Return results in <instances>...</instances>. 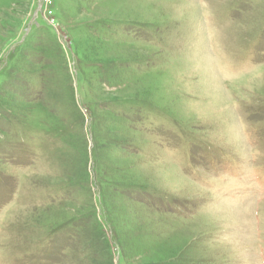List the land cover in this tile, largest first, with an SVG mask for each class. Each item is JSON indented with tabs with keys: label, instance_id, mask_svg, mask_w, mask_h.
Wrapping results in <instances>:
<instances>
[{
	"label": "rangeland",
	"instance_id": "rangeland-1",
	"mask_svg": "<svg viewBox=\"0 0 264 264\" xmlns=\"http://www.w3.org/2000/svg\"><path fill=\"white\" fill-rule=\"evenodd\" d=\"M0 264H264V0H0Z\"/></svg>",
	"mask_w": 264,
	"mask_h": 264
},
{
	"label": "trees",
	"instance_id": "trees-1",
	"mask_svg": "<svg viewBox=\"0 0 264 264\" xmlns=\"http://www.w3.org/2000/svg\"><path fill=\"white\" fill-rule=\"evenodd\" d=\"M9 200H10V195L8 196V198H7V194H6V192H4V195L2 196V201H1V203L2 202H4V204H5V202L7 203V202H9ZM47 246H48V241H46V245H45V247H44V251H45V253H49V248H47ZM59 253H61V251H58V254Z\"/></svg>",
	"mask_w": 264,
	"mask_h": 264
},
{
	"label": "bare ground",
	"instance_id": "bare-ground-1",
	"mask_svg": "<svg viewBox=\"0 0 264 264\" xmlns=\"http://www.w3.org/2000/svg\"><path fill=\"white\" fill-rule=\"evenodd\" d=\"M15 212V211H14Z\"/></svg>",
	"mask_w": 264,
	"mask_h": 264
}]
</instances>
